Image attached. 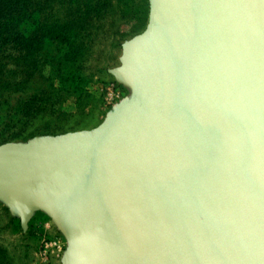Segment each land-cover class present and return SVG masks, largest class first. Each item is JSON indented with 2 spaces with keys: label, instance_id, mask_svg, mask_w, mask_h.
Wrapping results in <instances>:
<instances>
[{
  "label": "water",
  "instance_id": "95a60500",
  "mask_svg": "<svg viewBox=\"0 0 264 264\" xmlns=\"http://www.w3.org/2000/svg\"><path fill=\"white\" fill-rule=\"evenodd\" d=\"M96 126L0 144V201L62 264H264V0H148Z\"/></svg>",
  "mask_w": 264,
  "mask_h": 264
},
{
  "label": "rangeland",
  "instance_id": "374dc122",
  "mask_svg": "<svg viewBox=\"0 0 264 264\" xmlns=\"http://www.w3.org/2000/svg\"><path fill=\"white\" fill-rule=\"evenodd\" d=\"M114 2L113 10L99 20V26L92 31V42L81 61L85 94L80 99L68 96L61 103L63 114L58 116L33 118L20 114L25 122L22 124L9 119L14 112L8 109L17 106L19 98L25 95L2 87L0 102L4 104L0 105V144L92 128L116 103L129 95V89L118 82L108 69L119 64L121 43L145 27L148 3L144 4V0H133V5L131 0ZM4 50L6 47L0 50L1 77L17 83L21 78L18 66L10 63ZM49 74L50 70L46 68L43 75ZM67 246L65 236L43 210L35 211L26 227L22 228L19 217L0 201V259L6 255L9 264H62Z\"/></svg>",
  "mask_w": 264,
  "mask_h": 264
},
{
  "label": "trees",
  "instance_id": "16d2710c",
  "mask_svg": "<svg viewBox=\"0 0 264 264\" xmlns=\"http://www.w3.org/2000/svg\"><path fill=\"white\" fill-rule=\"evenodd\" d=\"M114 5V0H0V50L6 47L3 52L21 74L17 83L0 74V89L25 95L9 107L14 112L11 121L24 124L20 114L61 115V103L68 96L80 99L85 94L81 61L92 31ZM46 68L48 76L43 75ZM0 262L9 264V259L5 255Z\"/></svg>",
  "mask_w": 264,
  "mask_h": 264
}]
</instances>
